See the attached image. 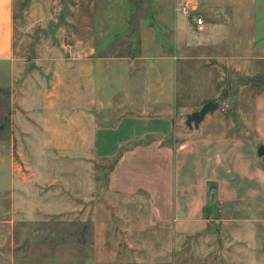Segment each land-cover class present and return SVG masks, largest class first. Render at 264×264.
<instances>
[{
    "label": "crops",
    "instance_id": "obj_1",
    "mask_svg": "<svg viewBox=\"0 0 264 264\" xmlns=\"http://www.w3.org/2000/svg\"><path fill=\"white\" fill-rule=\"evenodd\" d=\"M13 1L0 0V65L10 68L14 82L22 80L16 96L12 94L10 140L14 136L17 145L22 137L29 152L45 153L42 167L39 165L45 172L41 179L49 187L64 184L60 189L46 191L33 186L34 192L58 195L57 199L64 194L60 200L79 201L78 210L82 211V205L90 204L87 201L99 198L93 181L99 161L114 159L106 176L108 192L135 197L137 202L146 204L150 217L180 234L196 232L205 224L209 191L219 201L243 200L264 206V167L256 153L259 144H264V91L239 98L244 104L239 110V121L228 120L221 127L212 119L203 124L206 114L193 135L178 144L165 141L173 130L170 117L160 107L166 106L165 99L170 100L171 94L175 98L176 85L162 79L167 74V57L161 38L171 34L187 45L194 42L192 30L196 31L190 19H181L174 13L173 3L177 1H153L151 19L156 27L144 20L133 31L129 29L125 0H72L79 13L76 23L81 27L75 39L76 57L66 59L60 52L61 45L53 46L46 40L35 50V56L40 58L33 55L25 62L14 54ZM254 3L255 0L196 1L205 33L217 25L216 30L222 29L227 39L229 25L236 31L243 25L248 28L241 34L242 39L253 41L264 37L257 34V22L238 9H250ZM203 7L232 9V18L228 13L222 21H213L216 18L211 16L212 21L206 22L200 10ZM61 30L59 27L58 32ZM55 36L60 38L59 33ZM119 39L125 41L123 46H119ZM250 58L248 71L256 72L259 67L253 64L262 57L253 53ZM38 69L44 70L43 81H37ZM129 85L137 93L141 90L139 108L116 114L117 108L135 97L128 93L123 103L115 101L114 105L113 89H126ZM105 89L110 92L104 98ZM34 90L40 103L27 107ZM109 107L115 112L103 111ZM17 152L24 156L18 147ZM70 164L78 169L79 175L73 181L76 188H70L64 178V168ZM25 187L31 189L30 185ZM94 211H85L84 216L92 217ZM51 215L74 214L57 210ZM92 231L91 247L97 254L103 248L98 240L101 229ZM121 247L115 253L109 251V256L104 251V255L119 258Z\"/></svg>",
    "mask_w": 264,
    "mask_h": 264
},
{
    "label": "rangeland",
    "instance_id": "obj_2",
    "mask_svg": "<svg viewBox=\"0 0 264 264\" xmlns=\"http://www.w3.org/2000/svg\"><path fill=\"white\" fill-rule=\"evenodd\" d=\"M125 1L129 29L136 31L144 20L156 27L151 19L155 0ZM165 1H177L173 3L174 13L181 19L185 18L177 11L179 0ZM72 4V0L13 1L14 54L21 62L33 55L40 58L35 56V50L46 40L53 46L61 45L60 52L66 59L76 57L75 39L81 27L76 23L78 9ZM253 6L240 8L238 12L251 16L257 22V34L264 37V0H255ZM200 10L206 22L212 21L211 16L216 18L213 21H222L221 18L228 13L232 18L233 11L209 7ZM59 27L62 29L60 32ZM214 27L218 28L217 25ZM238 27L236 31L229 25L227 39L222 29L206 33L205 28L192 30L195 39L187 45L179 37L175 40L171 34L161 38L167 57V74L162 79L166 84L174 81L176 85L175 98L171 94L170 100L165 99L166 106L160 107L170 117L173 130L165 141L178 144L193 135L197 128L193 123L191 127L186 125V115L200 110L206 102L211 101L218 107L206 113L208 117L203 124L212 119L213 124L221 127L225 121L235 123L239 119V110L244 106L239 98L246 99L264 91V39L243 40L241 34L248 26ZM56 33L60 38L55 36ZM118 42L119 46L125 43L123 39ZM67 46H71L73 51L68 52ZM253 53L262 58L253 64L259 67L258 70L249 72L248 62L251 63ZM37 71V81H43L44 70ZM20 75L19 72L17 76ZM21 81L14 82L10 68L0 65V264H264V206L256 202L219 201L209 191V209L203 216L205 224L196 232L180 234L173 227L150 217L146 204L137 202L135 197L108 192L106 176L114 159L99 161L93 178L95 194L99 198L87 201L90 204L82 205V211L78 210L79 201L70 197L60 200L64 194L57 199L58 195L34 192L33 186L46 191L60 189L64 184L49 187L41 179L45 176L40 164L45 161V153L29 152L26 149L29 145L23 143L22 137L17 140V145L14 136L10 140V104ZM128 82H132L131 78ZM113 91L114 105L115 101L123 103L128 93L135 97L129 104L117 108L116 114L139 108L141 90L137 93L129 85L126 89L114 87ZM109 92L105 89L102 96L107 97ZM39 103L37 90H34L26 106L37 107ZM246 108L250 112L249 107ZM103 111L115 112L112 107ZM32 139L36 145L35 138ZM17 147L23 152V157L17 152ZM262 165L264 167L263 162ZM77 172L73 164L64 168V178L70 188H76L73 181L79 175ZM32 173L39 177L38 182ZM98 177L99 182L96 181ZM32 182L35 184L31 185ZM25 185H30L32 191ZM57 210L78 215H51ZM88 210H95L92 217L84 216ZM91 227L101 229L98 240L103 248L97 254L91 247L94 238ZM118 246H122L121 256L109 258V251L117 252Z\"/></svg>",
    "mask_w": 264,
    "mask_h": 264
},
{
    "label": "built area",
    "instance_id": "obj_3",
    "mask_svg": "<svg viewBox=\"0 0 264 264\" xmlns=\"http://www.w3.org/2000/svg\"><path fill=\"white\" fill-rule=\"evenodd\" d=\"M177 11L181 16L190 19L193 22L196 30H203L204 21L197 12V4L194 0H182L177 8ZM67 49L68 52L73 51L71 46H67Z\"/></svg>",
    "mask_w": 264,
    "mask_h": 264
},
{
    "label": "water",
    "instance_id": "obj_4",
    "mask_svg": "<svg viewBox=\"0 0 264 264\" xmlns=\"http://www.w3.org/2000/svg\"><path fill=\"white\" fill-rule=\"evenodd\" d=\"M217 105L211 101L206 102L198 111L186 115V125L191 127V123L194 124L195 128H198L199 123L203 120L207 112H213L217 109ZM257 156L261 158L264 163V145H259L256 150Z\"/></svg>",
    "mask_w": 264,
    "mask_h": 264
},
{
    "label": "trees",
    "instance_id": "obj_5",
    "mask_svg": "<svg viewBox=\"0 0 264 264\" xmlns=\"http://www.w3.org/2000/svg\"><path fill=\"white\" fill-rule=\"evenodd\" d=\"M151 1V0H150ZM133 10V9H132ZM150 25L152 26L153 24L152 23H150Z\"/></svg>",
    "mask_w": 264,
    "mask_h": 264
}]
</instances>
